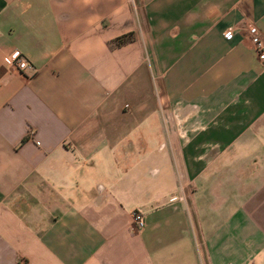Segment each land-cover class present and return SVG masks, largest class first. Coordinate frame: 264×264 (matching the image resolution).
Wrapping results in <instances>:
<instances>
[{
	"label": "crops",
	"instance_id": "1",
	"mask_svg": "<svg viewBox=\"0 0 264 264\" xmlns=\"http://www.w3.org/2000/svg\"><path fill=\"white\" fill-rule=\"evenodd\" d=\"M252 25L264 0H0V264H264Z\"/></svg>",
	"mask_w": 264,
	"mask_h": 264
},
{
	"label": "built area",
	"instance_id": "2",
	"mask_svg": "<svg viewBox=\"0 0 264 264\" xmlns=\"http://www.w3.org/2000/svg\"><path fill=\"white\" fill-rule=\"evenodd\" d=\"M248 32L251 35L252 42L255 46V50L258 53L259 59L261 61H264V39L262 36L261 31L256 26H249ZM11 64L18 70H25L30 68V65L28 61H26L24 58H22V55L20 52L15 51L10 56ZM179 111L174 110V116L175 114H178ZM176 117H174L175 119ZM177 118L175 119V121ZM177 126H178V132L182 137H186V129H185V122L186 118L182 119V121L177 120ZM133 222L136 225V227L139 230H144L147 227V217L145 214L135 211L133 213Z\"/></svg>",
	"mask_w": 264,
	"mask_h": 264
},
{
	"label": "trees",
	"instance_id": "3",
	"mask_svg": "<svg viewBox=\"0 0 264 264\" xmlns=\"http://www.w3.org/2000/svg\"><path fill=\"white\" fill-rule=\"evenodd\" d=\"M128 39H129V36L118 39L115 42V46H120V45L126 43L128 41Z\"/></svg>",
	"mask_w": 264,
	"mask_h": 264
}]
</instances>
